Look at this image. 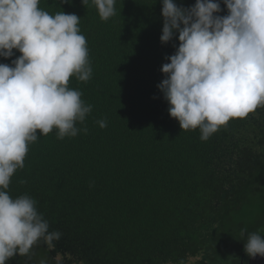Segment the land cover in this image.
<instances>
[{"label": "trees", "instance_id": "trees-1", "mask_svg": "<svg viewBox=\"0 0 264 264\" xmlns=\"http://www.w3.org/2000/svg\"><path fill=\"white\" fill-rule=\"evenodd\" d=\"M219 2L218 15H227ZM39 7L80 16L92 75L72 76L68 87L92 111L76 124L87 133L59 139L53 129L29 144L9 194L36 200L49 231L62 237L54 248L41 239L6 264L247 263L248 234L264 236V107L207 140L199 128H180L157 87L179 45L178 33L160 40L161 0H116L107 21L91 0H40ZM14 53L0 63L21 55Z\"/></svg>", "mask_w": 264, "mask_h": 264}, {"label": "clouds", "instance_id": "clouds-1", "mask_svg": "<svg viewBox=\"0 0 264 264\" xmlns=\"http://www.w3.org/2000/svg\"><path fill=\"white\" fill-rule=\"evenodd\" d=\"M161 2L160 40L167 43L178 33L179 45L162 64L165 78L157 87L180 128H199L200 139L207 140L230 119L264 107V0H223L227 15H218L219 0H195L188 7ZM115 3L91 0L102 21L116 15ZM39 4L0 0V57L21 53L11 64L0 63V264L30 255L41 239L53 248L61 239L60 231H49L36 200L27 194L12 197L8 189L38 133L56 129L59 139L87 133L76 124L92 111L82 93L68 87L70 77L87 82L92 75L80 16L50 14ZM97 123L107 127L106 120ZM244 251L251 257L248 264L264 257V236L248 234Z\"/></svg>", "mask_w": 264, "mask_h": 264}, {"label": "water", "instance_id": "water-1", "mask_svg": "<svg viewBox=\"0 0 264 264\" xmlns=\"http://www.w3.org/2000/svg\"><path fill=\"white\" fill-rule=\"evenodd\" d=\"M250 264H264V257L257 255L256 258H252Z\"/></svg>", "mask_w": 264, "mask_h": 264}, {"label": "rangeland", "instance_id": "rangeland-1", "mask_svg": "<svg viewBox=\"0 0 264 264\" xmlns=\"http://www.w3.org/2000/svg\"><path fill=\"white\" fill-rule=\"evenodd\" d=\"M58 258H60V259H61L62 257H58ZM66 258H68V259H71V258H72V256L68 254V255L66 256ZM75 264H81V263H75Z\"/></svg>", "mask_w": 264, "mask_h": 264}, {"label": "flooded vegetation", "instance_id": "flooded-vegetation-1", "mask_svg": "<svg viewBox=\"0 0 264 264\" xmlns=\"http://www.w3.org/2000/svg\"><path fill=\"white\" fill-rule=\"evenodd\" d=\"M251 257L248 258L247 263H245L244 259L242 260L241 264H248Z\"/></svg>", "mask_w": 264, "mask_h": 264}]
</instances>
